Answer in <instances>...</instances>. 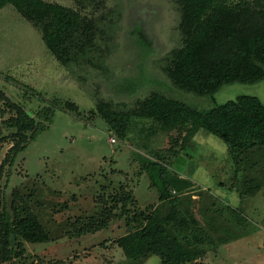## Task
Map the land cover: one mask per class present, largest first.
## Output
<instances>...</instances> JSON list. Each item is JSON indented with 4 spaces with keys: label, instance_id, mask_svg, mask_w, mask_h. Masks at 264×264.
Segmentation results:
<instances>
[{
    "label": "rangeland",
    "instance_id": "1",
    "mask_svg": "<svg viewBox=\"0 0 264 264\" xmlns=\"http://www.w3.org/2000/svg\"><path fill=\"white\" fill-rule=\"evenodd\" d=\"M47 1L78 14L75 34L62 47L76 50L71 63L57 58L40 28L12 4L0 7V251L15 210L22 221L27 208L34 213L38 238L19 235L12 258L2 264H163L155 254L128 258L118 244L144 225L143 214L153 213L168 219L183 240L199 235L200 255L184 264H264V144L234 158L215 134H191L189 124L168 127L135 112L153 92L200 109L239 94L264 102V79L225 84L214 98L178 89L165 70L187 25L176 0ZM101 97L130 118L123 139L101 114ZM15 105L37 121L45 106L55 113L7 162L17 131ZM160 168L164 177L190 186L172 185L163 195ZM116 195L130 198L128 211ZM113 209L116 217L105 226ZM183 217L187 222L176 227ZM47 232L50 238L40 240Z\"/></svg>",
    "mask_w": 264,
    "mask_h": 264
},
{
    "label": "trees",
    "instance_id": "2",
    "mask_svg": "<svg viewBox=\"0 0 264 264\" xmlns=\"http://www.w3.org/2000/svg\"><path fill=\"white\" fill-rule=\"evenodd\" d=\"M176 3L181 20H185L187 25L181 33L183 44L173 48L165 58V70L178 89L214 98L225 84L256 83L264 79V0H176ZM8 4L40 28L47 47L57 58L67 63L75 60L76 50L62 49L75 34L74 21L78 14L72 8L47 0H0V7ZM90 54L97 57L94 50ZM1 95L7 99V96ZM97 103L105 120L123 139L130 118L118 110L115 102L101 97ZM14 107L17 116L11 124L17 131L5 158L7 162L13 161L31 139L49 127L55 113L52 106H45L39 111L40 120L37 121L30 111L19 105ZM135 112L168 127L189 124L191 134L199 129L215 134L228 143L234 158L264 144V102L257 95L239 94L224 103L200 109L178 97L153 92ZM158 178L162 181L163 195H167L172 185L179 188L190 186L186 180L164 177L162 168L158 170ZM114 199H123V211H128L129 197L116 195ZM27 211L22 221L15 210L16 221L13 228L6 231L0 264L12 258L13 244L19 235L30 242L38 240L36 228L31 225L34 213L29 208ZM175 211L172 210L173 213ZM116 213V209L109 212L105 226L116 217ZM143 219L145 223L142 227L118 239L128 258L141 259L155 254L160 256L163 264H184L200 255L197 244L201 239L196 231L190 233L191 237L185 235L183 240L169 228L168 219H163L160 214H143ZM176 219V227L183 221L187 222L185 217ZM191 227L194 231V226ZM46 234L40 240L49 239V233Z\"/></svg>",
    "mask_w": 264,
    "mask_h": 264
}]
</instances>
